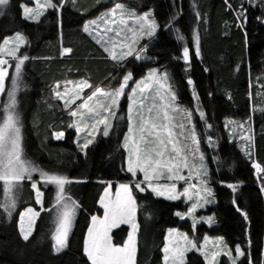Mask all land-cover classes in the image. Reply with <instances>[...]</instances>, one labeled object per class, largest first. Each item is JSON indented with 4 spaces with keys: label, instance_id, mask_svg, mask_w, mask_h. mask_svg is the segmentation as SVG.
Listing matches in <instances>:
<instances>
[{
    "label": "trees",
    "instance_id": "trees-1",
    "mask_svg": "<svg viewBox=\"0 0 264 264\" xmlns=\"http://www.w3.org/2000/svg\"><path fill=\"white\" fill-rule=\"evenodd\" d=\"M29 3L8 0L0 7V47L14 35L24 38L16 58L28 59L21 66L15 107L22 158L37 169L32 181L42 199L39 207L31 181L24 179L12 189L7 204L0 181V264H91L84 253L85 236L91 218L102 215L98 202L108 183L131 188L136 204L135 264H163L169 229L196 238H221L232 256L237 247L243 253L233 263L221 255L217 264H264V0H51L55 6L36 21L23 16L22 5ZM117 3L135 14L151 12L158 27L145 60L122 67L83 31L87 21ZM152 67L165 73L177 106L192 114L206 161L213 203L204 213L211 223H199L194 230L177 215L186 209L181 200L135 188L125 168L124 104L109 134L82 151L72 119L53 93L59 85L78 81L91 89H108L128 72L135 80ZM241 124L252 137L248 147L234 132ZM253 165L261 171L258 177ZM41 172L70 181L65 195L76 206L67 243L59 251L53 245L54 187L39 181ZM26 208L39 213L27 240L18 228ZM128 233L126 226L112 231L113 245L123 246ZM183 264L205 263L191 251Z\"/></svg>",
    "mask_w": 264,
    "mask_h": 264
},
{
    "label": "rangeland",
    "instance_id": "rangeland-1",
    "mask_svg": "<svg viewBox=\"0 0 264 264\" xmlns=\"http://www.w3.org/2000/svg\"><path fill=\"white\" fill-rule=\"evenodd\" d=\"M26 1L30 3L22 5L24 18L26 17V13L24 11L25 7L34 9L36 12L39 13L38 15L28 14L32 16V18H25L27 20L29 19L32 21H36L39 18V16H41V14H43L45 10L48 9L47 6L49 2L48 0H26ZM0 7H2V5H0ZM122 7L126 13L124 15H121L120 12H116L113 14L112 10L115 8V6H113L110 9L105 10L103 13H101L97 18L87 21L83 26V31L87 35H89L98 45H100L103 50L105 49V47H108L110 51H113L117 56H120L128 51V47H131L133 49V55L126 56V58L121 61L113 60L110 57L109 53L104 50L107 57H109L115 64H117L120 67L125 66L131 60H134L137 63L144 61L146 58L145 56L146 49L154 41L158 30L157 24L155 23V20L153 19L151 12L135 14L133 11L128 10L123 5ZM142 16L146 17L145 21H139L138 18ZM121 21H123V23H121ZM151 22L155 23V30L153 31L152 35H148L147 34L148 24ZM141 23L144 24L143 32H141L140 30ZM85 25H88L87 31H85ZM107 29H111V31H107ZM130 29L134 30L137 33V35L135 36V40H136L135 43H133V31H130ZM117 32H119L120 34L119 36L116 35ZM15 36L16 35L6 38L5 40H8L9 43L5 44L3 42L0 47V59L8 61L7 64L0 65V67L6 68L8 71V74L4 80V90L0 91V124L3 123V120L7 116L8 112H11V114L15 116L18 121L15 103L11 108H9V105L12 103V99H13L12 97L9 96V92H14V101H15L16 100L15 94L18 89V81L20 77V73L17 75L15 69V64L17 63L18 59L16 58V56L14 58L12 55L9 54L11 50L16 49L17 47L18 42L14 40ZM98 41L100 42L98 43ZM113 44H115V47H113ZM22 45L23 43L19 44V47ZM122 45H127L128 47H122ZM137 55L140 57L139 59L137 58ZM153 71L156 73V76L149 78V73ZM127 74L130 73L128 72ZM14 80H15V84H13ZM157 80H159L160 83L164 84L163 88L160 87V85L157 83ZM139 81H144L148 85V87L145 88V91L143 93H141L137 88V82ZM82 82L84 81L65 83L59 85L54 89L53 92L54 96L64 104V107L67 110V114L72 119V128L76 133V144L79 146L80 149H82V151L85 150L83 145L88 140L92 141V143L88 145L91 146L99 136H105L103 135V127H104L103 124H97L95 128L92 127V125L96 123V120L101 119L103 117H107L112 125V120L119 112L122 104H124L125 106L126 119H127V130L125 136L128 134V127H129L128 109H129V105L133 103V101L129 100V95H133V99L136 102L132 112L134 122L137 119L138 111L142 110L141 104H144L147 107H151L154 103L157 105L161 103L169 104V116L172 117L171 123L173 125H176V127L173 130L177 133V138L181 141V144H186L188 145L189 148L192 149L191 152H187V151L182 152V155H187L188 164H189V167L187 168L182 167V170L180 172V174L184 176L185 179L169 180L168 179L169 173L167 172L166 169L163 170L161 176H159L158 178H153L150 181H144V174L139 171H137V174L134 177L132 173L127 171L129 152L124 147L125 144V136H124L122 145L126 153L125 168L126 171L132 176L133 184L135 185V188L138 191L147 190L155 194L157 197H161L170 201L181 200L182 203L186 205V209L183 213H180L178 217L181 218V220L190 221L193 230L194 227L199 223H204L209 225L211 223V217L205 214L204 212L209 207V205L213 203L212 194L208 188V180L206 177L207 175L206 161L200 149V143L196 133H195L196 142L194 143L190 139L191 132L193 131L195 132L194 123L192 119L193 116L189 111L180 109L177 106L176 95L173 89L170 87L169 80L166 77L165 73L163 71H159L156 68L152 67L147 69L145 74L139 79L134 80L133 75L131 74V79L128 81V84L124 89V93L119 97L118 104L113 106L112 110L115 112V116H110L107 112H104L101 114L100 117L93 118L91 114L88 113L86 108L80 109L78 107L79 105L83 104L84 101L87 100V97L90 96L96 90V88L91 89L87 83H82ZM122 82H123V77L121 80H118L116 83L112 84L108 89H102V88L100 89L106 92H111L119 88ZM8 83H9V88H7ZM141 87H143V85H141ZM133 89H137L135 94H133ZM57 92L60 93L59 97L56 95ZM161 96L164 97L163 101H161L160 99ZM172 96L175 97L174 100H172ZM68 100H72L74 102L66 106L65 101ZM98 101L105 102V98L103 96L98 95L97 98H94V100L90 102L89 106L96 107ZM106 103H111V100L110 99L107 100ZM72 111H77V115L76 116L70 115ZM143 111L145 112V114H147L146 108L143 109ZM81 113L84 114L83 117L81 116ZM153 115H155V112L153 113ZM18 124L19 122L17 123V126L19 127ZM180 124L184 125V129H181L179 127ZM77 128L80 129L79 132L77 131ZM234 132L236 138L239 137L238 138L239 142L241 143V145H243V147H248L249 144L252 145V137L250 135V132L245 130L242 124L236 125ZM55 138H58V135H55ZM20 144H21V139H20ZM129 146L131 147V141H129ZM170 147L171 146H169V148ZM170 154L174 155V153H170ZM201 157H203V159H201ZM253 168H254L255 176L258 177L261 172L260 169L256 165H253ZM32 174L34 173L31 172L30 175L26 174L24 179L31 181V188L34 191V196L37 203L38 186L36 181H32ZM35 176L38 175L36 174ZM39 177H40L39 181L44 183V185L46 186L50 185L54 187V228H53V235H54L56 231L59 215L64 205L68 204L69 206H72L73 201H71L65 195V186H66L65 184L64 192L61 194L63 196V199L59 200L58 203L57 185L46 181L41 176V173H39ZM1 182L3 184V181ZM19 182H14L13 188L17 187L16 185ZM137 183L141 185L140 188L136 187ZM33 184H36V189L32 187ZM173 184L175 185L174 189L171 187ZM120 185L122 184L112 185L108 183L105 185V188L98 202V206L102 210V215L99 217L96 216L98 220H103L105 216V208L104 205L101 203V198H103L104 204H111L117 200V192L119 191L121 201L122 202L126 201V194L122 189H120ZM153 187H156L158 190L163 191L164 194L157 195L155 192L152 191ZM185 188L188 189L189 196H191V199H189L188 196L183 195ZM106 189L107 192L105 191ZM129 189L131 190L130 186ZM39 192H40V202L37 203V205L41 207L42 192L40 190ZM10 194L11 193H7V194L5 193V198H6L5 201L8 200L6 202L7 204L11 202V199L9 200V197L11 196ZM171 194H175L178 198L168 199L167 196ZM131 195H132V191H131ZM193 205H195L194 209H193ZM28 209H32V208H26L25 210H23L20 214L19 222H18L19 232L23 239L24 237L21 233V226L23 225L26 232L30 230V232L32 233L34 223L37 218V216L31 217V214L28 213ZM190 209L193 210L189 211ZM32 210L33 212H36L34 209ZM75 213H76V206L74 208V216ZM22 215H23V221L21 220ZM30 219L34 220V223L30 224L29 223ZM90 223L92 225V218ZM133 225H135V229L133 228ZM121 226H126L129 229V232L135 231V243H136V234H137L136 204H134V212H131L130 221L128 223H119L116 227H112L108 235L111 237L112 231H114L115 229ZM128 236L125 241L128 240ZM87 238H88V234H87ZM189 241L191 243H189ZM53 245H55L54 240H53ZM165 246L169 248L168 253H165L164 251ZM116 247H123V246H116ZM191 251H195L199 253L202 256L205 264H217L218 259L221 255L228 256L230 261L233 263L234 260L240 256L237 255L236 249L234 253L235 255L232 256L230 252H228L224 244L222 243L221 238L207 237V236L196 238L195 236H193V234L187 235L186 233L178 229H169L167 231L165 237V243L163 247V264H183L186 254ZM166 255L168 256L167 261L165 260Z\"/></svg>",
    "mask_w": 264,
    "mask_h": 264
},
{
    "label": "snow or ice",
    "instance_id": "snow-or-ice-1",
    "mask_svg": "<svg viewBox=\"0 0 264 264\" xmlns=\"http://www.w3.org/2000/svg\"><path fill=\"white\" fill-rule=\"evenodd\" d=\"M8 3V0H0V5H5ZM48 7H54L49 0ZM26 13L25 18H32V16L28 14L38 15L34 9L25 7L24 9ZM120 12L121 15L126 14L122 5L117 3L115 8L112 10V13ZM139 21H145L146 17H139ZM123 23V21H121ZM88 30V25H85V31ZM141 32L144 31V24H140ZM155 30V23L151 22L148 24L147 34L152 35ZM107 31H111V29H107ZM133 31V43L136 42L135 36L137 33ZM119 36V32L116 33ZM14 40L18 42L16 49L10 51V55L14 58L16 56V52L19 49V44L24 43L23 36L17 34L14 37ZM100 41H98L99 43ZM5 44H8L9 41L5 40ZM115 47V44H113ZM122 47H128L127 45H122ZM109 53L110 57L113 60L121 61L126 58V56L133 55V49L128 47V51L123 53L120 56H117L115 52L110 51L108 47L104 49ZM70 51V50H65ZM184 60L187 61L189 58V50L187 48L184 49ZM137 58L140 57L137 55ZM28 59L27 56L18 59L15 64V69L17 75L20 73L21 66L24 61ZM7 60L0 59V65L7 64ZM8 71L6 68L0 67V91L4 90V80L7 76ZM156 73L150 72L149 78L155 77ZM131 79V74H127L123 77V82L120 84L119 88L115 89L111 92H106L100 88H96V90L87 97V100L84 101L83 104L79 105L80 109L86 108L88 113L91 114L93 118L100 117L102 113L107 112L110 116H115V112L112 110L113 106L118 104L119 97L124 93V89L128 84V81ZM166 79V78H165ZM86 83V82H82ZM157 83L161 88L164 87V84L160 83L157 80ZM191 84L192 81L189 80ZM15 84V80L13 81ZM143 85V87H141ZM148 85L144 81L137 82V88L141 93L145 91ZM137 89H133V94ZM56 95L59 97L60 93L57 92ZM103 96L105 98V102H97L96 107H90L89 104L94 98L97 96ZM9 96L12 97V103L9 105L11 108L14 101V92H9ZM79 98V97H77ZM111 100V103H106L107 100ZM161 101L164 100V97H160ZM175 97L172 96V100ZM129 100L133 101L132 104L129 105V127L128 134L125 136V149L128 150V166L127 171L132 173L135 177L137 171L142 172L144 174V181H150L153 178H158L162 175L163 170H167L169 173V180H184L185 177L180 174L182 167H189L187 155H182V152H191L192 149L188 147L186 144H181V141L177 138V133L173 130L176 125L171 123L172 117L169 116V104L161 103L159 105L153 104L151 107H147L144 104H141V109L137 113V119L133 120L132 112L135 107V100L133 99V95H129ZM74 101L68 100L65 101L66 106ZM146 108L147 114L143 111ZM155 112V115L153 113ZM72 116L77 115V111H72L70 113ZM83 113L81 116L83 117ZM203 116V113H201ZM17 118L8 112L7 116L4 118L3 123L0 124V181H3L4 184V192L11 193L12 188L14 186V182H19L25 178V175H30L31 172L37 171L35 167H32L28 161L22 158V150L20 144V128L17 126ZM97 124H103V135L107 136L109 134V129L111 128V122L107 117H103L101 119H97L96 123L92 125L93 128L96 127ZM179 127L184 129V125L180 124ZM79 132L80 129L77 128ZM59 135L62 134H58ZM190 139L195 143L196 136L195 132H191ZM129 141H131V147L129 146ZM92 143L91 140H88L83 147L87 148L88 145ZM169 146H171L169 148ZM170 153H174L171 155ZM203 159V157H201ZM41 176L48 182L54 183L58 187V203L59 200L63 199L61 195L64 192V186L67 183H70L65 177L57 176V175H48L47 173L41 172ZM32 187L36 189V184H33ZM137 188H140L141 185L139 183L136 184ZM173 189L175 185L171 186ZM231 187V185H229ZM120 189L124 191L126 194V201L122 202L120 199V192H117V200L111 204H104L103 198H101V203L105 208V216L103 220H98L96 216L92 217V225L88 229V238L84 242V252L87 255L88 259L91 261V264H135V253H136V243H135V231L129 232L128 240L125 241L123 247L113 246L111 243V237L108 235L110 229L112 227H116L119 223H128L131 219V212H134V204L135 201L132 198L131 190L127 184L120 185ZM107 192V189L105 190ZM152 191L157 195H163V191L158 190L156 187L152 188ZM183 195L189 196L188 189H184ZM168 199H177L178 197L175 194H171L167 196ZM40 202V192L37 189V203ZM74 208L75 202H72V206L65 204L58 219V223L56 226L55 234L53 235V240L55 241L54 247L57 251L62 249L68 239L69 232L72 227V221L74 217ZM195 205H193V209ZM190 209L189 211H192ZM28 213L31 214V217L38 216L39 213L33 212L32 209H28ZM180 215V213H177ZM21 220L23 221V215L21 216ZM30 224L34 223V220L30 219ZM135 229V225H133ZM172 231V230H170ZM21 233L25 240L28 239L31 234L30 230L25 231L23 225L21 226ZM186 239V238H185ZM189 243H191L189 241ZM165 253L169 252V248L165 246ZM237 255H242L239 247L236 249ZM182 255V253H181ZM165 260H168V256H165Z\"/></svg>",
    "mask_w": 264,
    "mask_h": 264
},
{
    "label": "crops",
    "instance_id": "crops-1",
    "mask_svg": "<svg viewBox=\"0 0 264 264\" xmlns=\"http://www.w3.org/2000/svg\"><path fill=\"white\" fill-rule=\"evenodd\" d=\"M90 225H91V223H90ZM89 229V228H88ZM87 234H88V231H87V233H86V236H85V240L87 239ZM85 242V241H84ZM87 256V255H86ZM91 262V261H90Z\"/></svg>",
    "mask_w": 264,
    "mask_h": 264
}]
</instances>
